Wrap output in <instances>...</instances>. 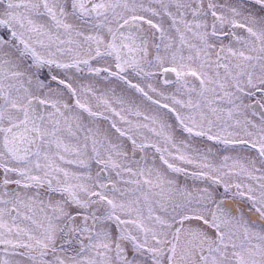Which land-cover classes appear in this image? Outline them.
I'll return each instance as SVG.
<instances>
[{
	"label": "snow or ice",
	"instance_id": "1",
	"mask_svg": "<svg viewBox=\"0 0 264 264\" xmlns=\"http://www.w3.org/2000/svg\"><path fill=\"white\" fill-rule=\"evenodd\" d=\"M0 264H264V0H0Z\"/></svg>",
	"mask_w": 264,
	"mask_h": 264
}]
</instances>
